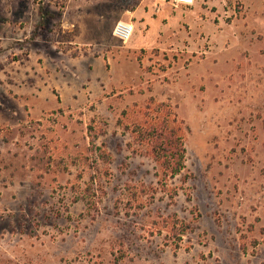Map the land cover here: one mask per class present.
I'll return each instance as SVG.
<instances>
[{
	"label": "rangeland",
	"instance_id": "374dc122",
	"mask_svg": "<svg viewBox=\"0 0 264 264\" xmlns=\"http://www.w3.org/2000/svg\"><path fill=\"white\" fill-rule=\"evenodd\" d=\"M0 264H264V0H0Z\"/></svg>",
	"mask_w": 264,
	"mask_h": 264
},
{
	"label": "trees",
	"instance_id": "16d2710c",
	"mask_svg": "<svg viewBox=\"0 0 264 264\" xmlns=\"http://www.w3.org/2000/svg\"><path fill=\"white\" fill-rule=\"evenodd\" d=\"M142 136L152 143V155L170 176L180 174L185 168L186 149L182 128L171 124L152 126Z\"/></svg>",
	"mask_w": 264,
	"mask_h": 264
},
{
	"label": "built area",
	"instance_id": "2783aa9c",
	"mask_svg": "<svg viewBox=\"0 0 264 264\" xmlns=\"http://www.w3.org/2000/svg\"><path fill=\"white\" fill-rule=\"evenodd\" d=\"M176 5L193 6L196 0H174ZM135 31V27L129 22H119L113 32L116 39L122 43H127L131 40Z\"/></svg>",
	"mask_w": 264,
	"mask_h": 264
},
{
	"label": "crops",
	"instance_id": "0c3cea01",
	"mask_svg": "<svg viewBox=\"0 0 264 264\" xmlns=\"http://www.w3.org/2000/svg\"><path fill=\"white\" fill-rule=\"evenodd\" d=\"M141 3H144L145 1H147V0H139ZM150 2L152 3V4H154L155 3V0H150ZM133 13L134 14H136V16H139L140 15V13H139V7H137L134 11H133ZM119 22H129V23H132L133 25H134V27L136 28L137 26H138V28H139V23H137V22H133V21H126V20H118L117 21V23L115 24V26H114V28H113V31H112V35H113V32H114V29H115V27H116V25L119 23ZM134 33H135V31H134ZM134 35V34H133ZM114 36V35H113ZM139 42V38H136L135 40H134V42H133V45H135L134 43H136V42Z\"/></svg>",
	"mask_w": 264,
	"mask_h": 264
}]
</instances>
